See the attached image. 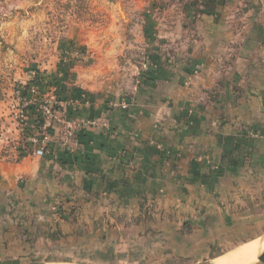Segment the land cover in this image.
<instances>
[{
	"label": "crops",
	"instance_id": "0c3cea01",
	"mask_svg": "<svg viewBox=\"0 0 264 264\" xmlns=\"http://www.w3.org/2000/svg\"><path fill=\"white\" fill-rule=\"evenodd\" d=\"M207 1L14 0L25 17L0 22V264L206 258L264 235V0ZM73 49L104 62L82 70ZM115 68L121 87L100 75ZM35 73L44 97L85 94L66 117L107 129L69 152L54 127L48 154L19 156L9 108Z\"/></svg>",
	"mask_w": 264,
	"mask_h": 264
},
{
	"label": "built area",
	"instance_id": "2783aa9c",
	"mask_svg": "<svg viewBox=\"0 0 264 264\" xmlns=\"http://www.w3.org/2000/svg\"><path fill=\"white\" fill-rule=\"evenodd\" d=\"M143 69H146V64H143ZM21 90L16 92L18 98V105L15 112V121L20 136H25L26 141L35 149L31 154L43 157L47 152L46 148L50 143V130L54 127L58 128V137L60 140V147L69 152H73L78 146V136L86 128H104L107 129L108 123L104 120L97 119H82V118H68L62 111V102H57L52 97L47 101L40 100L36 96L39 95L36 88H30L29 98H21ZM32 97V98H31ZM36 104V113L43 119V124L37 128L34 123V116L30 115L28 107ZM56 106L58 107L56 109ZM123 107L124 104L122 105ZM1 135V128H0Z\"/></svg>",
	"mask_w": 264,
	"mask_h": 264
},
{
	"label": "rangeland",
	"instance_id": "374dc122",
	"mask_svg": "<svg viewBox=\"0 0 264 264\" xmlns=\"http://www.w3.org/2000/svg\"><path fill=\"white\" fill-rule=\"evenodd\" d=\"M11 2V3H10ZM14 0H10V1H5V0H0V22H6L9 19L12 18H18V19H23L25 17V15L23 14V9L19 8V9H14V5H13ZM16 7V6H15ZM39 48L41 47V49H44V46H40L37 45ZM69 56L70 57V64L73 66H78L81 67L82 70H87V68H90L92 66H95L98 64V62H101V66H102V62H104L103 60H99V59H94V58H89V56H87L86 52H84L82 49H73L72 51L69 52ZM39 62V61H43V60H34L31 59L30 62ZM49 61V60H48ZM123 62V60H116V63H121ZM38 64V63H37ZM117 71H115L114 69H112V71L108 72L107 74H100L101 77L108 79V84L111 86H115V87H121L123 86L122 83V75L121 72H118V69L115 68ZM112 78L111 80L109 78ZM73 78V80H76V77H71ZM86 78V77H85ZM48 90H45L44 92H47ZM44 93V94H45ZM44 94L41 95L39 94L38 97H40V100L43 101H47L52 97L50 94L49 96H45ZM1 97V96H0ZM44 97V98H43ZM4 109V108H3ZM16 112V108L12 109V107L9 108V111ZM13 115V113H12ZM1 128V126H0ZM2 131V129H1ZM262 235L257 236L256 238L250 240L247 243L244 244H248L258 238H260ZM244 244H233L232 246V250L244 245ZM201 247L192 249L190 252L186 253V256H181V255H176V254H167V253H161V252H157L154 253L153 255H150L149 257H145V258H134L131 259L129 258L128 260L126 259H116V261H113L112 264H196V263H200L203 261H208V260H215V258L217 257H221L224 256L226 254H228L229 252H231L232 250L226 251V250H222V252L219 251H211L209 252V256H207L206 258H203L206 256V254L200 249ZM48 263V264H61V263H71V262H67V261H39L37 259H28V260H21L18 261L17 264H30V263ZM73 264V263H71Z\"/></svg>",
	"mask_w": 264,
	"mask_h": 264
},
{
	"label": "trees",
	"instance_id": "16d2710c",
	"mask_svg": "<svg viewBox=\"0 0 264 264\" xmlns=\"http://www.w3.org/2000/svg\"><path fill=\"white\" fill-rule=\"evenodd\" d=\"M208 4H213V0H208L207 1ZM207 4V5H208ZM62 77V76H61ZM140 77L142 78H149L148 76V73H145V72H142L140 73ZM30 88H36L37 91H41L42 88H41V79L39 77V75L37 73H35L33 76H32V79L30 80V82L28 83V85L24 88H20L21 90V98H29L30 99V95H29V90ZM67 95L69 96V98L67 97ZM85 97V94L83 92H81L80 90H76V89H72L71 91L69 89H65L64 87L62 86H56V89H55V92L53 93V97L55 98V100L58 102H66L67 100H70L71 99H80L82 100L83 97ZM37 98L40 99V97L36 96ZM32 98V97H31ZM36 104L34 103L33 105L29 106L28 107V111L30 112V115L33 116L35 115L34 117V123L36 125L37 128H39L42 124H43V119L40 115H38L35 111H36ZM58 107L56 106V109ZM69 118V117H68ZM21 141L22 143H24V148L23 149H19V156H23L24 153H32L33 150L35 149V147H33L31 144H29L26 139H25V136H22L21 137ZM25 151V152H23ZM46 152L47 154L50 152V149H49V146L46 148Z\"/></svg>",
	"mask_w": 264,
	"mask_h": 264
},
{
	"label": "bare ground",
	"instance_id": "6f19581e",
	"mask_svg": "<svg viewBox=\"0 0 264 264\" xmlns=\"http://www.w3.org/2000/svg\"><path fill=\"white\" fill-rule=\"evenodd\" d=\"M264 252V235L221 256L213 264H254Z\"/></svg>",
	"mask_w": 264,
	"mask_h": 264
},
{
	"label": "water",
	"instance_id": "95a60500",
	"mask_svg": "<svg viewBox=\"0 0 264 264\" xmlns=\"http://www.w3.org/2000/svg\"><path fill=\"white\" fill-rule=\"evenodd\" d=\"M217 258H219V257H217ZM217 258H215V259H217ZM212 261H214V259L208 260V261H203V262L196 263V264H213ZM30 264H48V263L39 262V263H30ZM61 264H71V263H61ZM254 264H264V252L257 258V262Z\"/></svg>",
	"mask_w": 264,
	"mask_h": 264
}]
</instances>
